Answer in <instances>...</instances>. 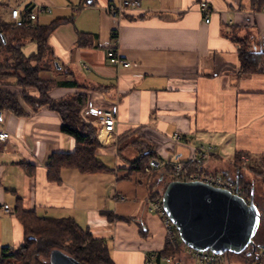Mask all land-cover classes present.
<instances>
[{"label":"crops","instance_id":"1","mask_svg":"<svg viewBox=\"0 0 264 264\" xmlns=\"http://www.w3.org/2000/svg\"><path fill=\"white\" fill-rule=\"evenodd\" d=\"M32 1L51 7L35 24L66 20L47 38L61 62L45 77L52 84L47 95L59 100L85 93L88 106L114 112L118 123L114 134L97 132L95 154L109 171L63 168L60 181L49 182V156L75 146L74 138L61 131L59 114L48 106L34 110L20 95L25 115L0 112V126L10 134L0 142V250L24 241L13 213L20 198L22 207L39 217H70L107 246L109 241L115 264H143V250L163 249L164 230L146 207L149 192L155 191L151 177L131 171L130 163L140 147L153 149L163 162L188 158L191 149L171 141L175 133L190 145H211L219 153L207 172L234 178L236 170L227 160L241 154L250 169L264 172V5L259 0H136L139 8L117 17L105 8L118 0H0V7L5 5L8 14L11 7ZM202 2L211 8L208 22L199 11ZM80 34L86 45L78 43ZM239 40L246 41L257 71L239 72ZM110 47L130 65L110 63ZM4 87L20 93L15 85ZM258 199L264 210L262 187ZM225 259L251 264L240 256ZM180 260L190 264L183 256Z\"/></svg>","mask_w":264,"mask_h":264},{"label":"trees","instance_id":"2","mask_svg":"<svg viewBox=\"0 0 264 264\" xmlns=\"http://www.w3.org/2000/svg\"><path fill=\"white\" fill-rule=\"evenodd\" d=\"M258 3L259 6H263L264 0H259ZM64 21L66 20L56 19L46 25L12 27L10 23L2 22L0 19V112L8 110L15 116L25 115L18 102L20 95L34 110L48 106L49 109L56 111L61 119V131L72 136L75 141L72 152H54L49 156L47 164L49 182L60 181V171L63 168L75 169L81 173H102L110 170L95 154L100 145L97 139L98 125L83 116V110L88 106L87 94L75 93L63 99H51L47 95L52 86L51 81L40 76V72L47 68L43 64L49 51L47 38ZM85 39V36L80 34L78 43L86 45ZM26 40L36 43V50L29 55L22 51ZM237 53L240 73L257 71L256 60L248 50L245 40H239ZM3 85H15L20 88V93L6 91L2 89ZM152 162H157V166H153ZM161 162L153 149L140 147V155L130 163V170L145 173V168L156 170ZM167 171L169 178L162 191H150V198H161L167 183L177 179L172 175L170 167ZM160 179L161 176L157 178L158 181ZM239 182L246 183V192L260 212V223L253 236L255 250L248 247L236 256L243 257L245 263L260 264L259 253L264 251V227H261L264 217L256 202L254 184L242 179H239ZM13 213L22 226L24 241L14 249L2 248L0 264H51V252L54 249L62 251L80 264H115L110 258L105 241L93 236L88 229L81 228L72 218L39 217L34 211L25 210L20 198L16 199ZM161 251L171 254L166 245ZM229 254L233 253L225 252L222 255L227 257ZM41 257H47L48 261L44 262Z\"/></svg>","mask_w":264,"mask_h":264},{"label":"built area","instance_id":"3","mask_svg":"<svg viewBox=\"0 0 264 264\" xmlns=\"http://www.w3.org/2000/svg\"><path fill=\"white\" fill-rule=\"evenodd\" d=\"M132 8H139V2L136 0L120 2V0H118L117 3H110L105 10L110 15L117 17L126 9ZM74 10H77V7H74ZM50 11V6L41 5L34 1L23 8L14 6L9 9V23L12 27H31L35 24L39 13ZM199 11L204 16L205 22H208L211 12L210 6L206 2H202L199 5ZM261 11L264 13V6ZM106 54L109 62L114 65L124 67L130 65L128 61H125L118 55L114 47L108 48ZM83 116L96 123L99 132L105 133L106 135L115 133L118 121L114 112L99 107L87 106L83 110ZM9 137L10 134L0 126V142L8 140ZM170 139L174 144H180L191 149V154L186 159L171 160L170 157H168L165 162H163L165 166L171 168L172 175L177 178L175 180L200 181L210 186L226 189L241 197L247 203L251 200L246 192L245 184L239 182V179H242L250 169L249 159L246 155L241 154L235 159L227 160L236 170V175L234 178L224 177L206 171V167L209 165L212 158L220 156L213 146L202 143L190 145V143L176 133L173 134ZM145 171L148 172L149 168H145ZM146 207L150 213L159 217L164 230V245H166L171 254L162 253L161 250H143V264H180V257L182 256L188 259L190 264H227L222 254H216L211 250L198 251L187 247L180 239L174 224L168 218L163 208L161 198H148ZM3 210L9 212L8 206L4 205ZM259 257H264V252H260Z\"/></svg>","mask_w":264,"mask_h":264},{"label":"water","instance_id":"4","mask_svg":"<svg viewBox=\"0 0 264 264\" xmlns=\"http://www.w3.org/2000/svg\"><path fill=\"white\" fill-rule=\"evenodd\" d=\"M157 166V162H152ZM163 208L180 239L189 248L216 254H239L253 242L260 212L251 199L248 203L226 189L200 181L172 180L161 196ZM51 264H80L60 250L51 252Z\"/></svg>","mask_w":264,"mask_h":264},{"label":"rangeland","instance_id":"5","mask_svg":"<svg viewBox=\"0 0 264 264\" xmlns=\"http://www.w3.org/2000/svg\"><path fill=\"white\" fill-rule=\"evenodd\" d=\"M12 4H14L13 1L10 2V3L9 2L8 3H5V5H12ZM5 5H3V6L0 7V13H1L0 14V17L1 18L0 19H1L2 22L9 23L10 22L9 13L7 14V12H6V6ZM35 50H36V44H35V42L34 41H30V40H26L25 41V45L23 46V51L27 55H29L31 52H34ZM43 64L47 68L44 71H41L40 72V76L42 78H45V77H47V74H48V72L50 70L51 71L57 70L56 68H59V65H61V62H59L58 57L54 56L53 53L51 52V50H49L46 53V58H45V61H44ZM63 70L64 69L61 68V70H60L61 74H63ZM3 86H5L4 88L7 89V86L8 85H3ZM132 139H136V136H133V137H130L129 138V140H132ZM162 159H166V157H162ZM161 161L162 162H161L160 167L158 169H156V170H149L148 172L145 171L146 173L149 174L148 177H151V181L150 182H152L154 184L155 191H162L165 183L167 182V180L169 178V172L167 171V168L169 166H165L164 163H163V160H161ZM260 170L261 169L256 170L255 168H253V170L252 169H249V171L246 172L245 175H247L251 171L250 175L251 174L252 175H251V177H249V178H251V180H248V181H250L251 183L254 184L255 192H256L255 193L256 202H257V204L260 207L262 216L264 217V210L261 208L260 203H259V199H258V191L261 190V187L264 190V172H261ZM159 176H161L160 181L157 180V178ZM244 177L242 178V180H244L246 182V180H245ZM241 183L243 184V182H241ZM244 184H246V183H244ZM261 224H262L261 227H264V220L262 221ZM56 247L62 249L60 246H56ZM108 248H109V251L111 252V243L109 241H108ZM62 250H64V249H62ZM228 256L229 257H234V256H236V254H229ZM41 259L44 262L48 261V258L47 257L46 258L41 257ZM262 261H264V259H262V257H261L260 262H262Z\"/></svg>","mask_w":264,"mask_h":264},{"label":"bare ground","instance_id":"6","mask_svg":"<svg viewBox=\"0 0 264 264\" xmlns=\"http://www.w3.org/2000/svg\"><path fill=\"white\" fill-rule=\"evenodd\" d=\"M103 134H105V133H103Z\"/></svg>","mask_w":264,"mask_h":264}]
</instances>
